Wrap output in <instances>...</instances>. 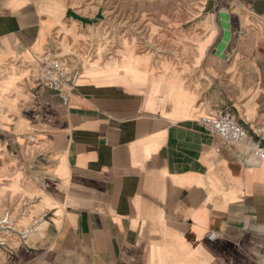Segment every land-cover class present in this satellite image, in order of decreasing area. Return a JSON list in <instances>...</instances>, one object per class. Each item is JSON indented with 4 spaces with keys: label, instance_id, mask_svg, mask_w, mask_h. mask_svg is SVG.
<instances>
[{
    "label": "crops",
    "instance_id": "0c3cea01",
    "mask_svg": "<svg viewBox=\"0 0 264 264\" xmlns=\"http://www.w3.org/2000/svg\"><path fill=\"white\" fill-rule=\"evenodd\" d=\"M235 2L207 6L202 89L146 63H80L64 104L33 81L35 57L60 56L59 36L77 49L94 13L0 0V80L13 76L0 85V264L264 263V159L200 123L230 113L248 130L264 111V0Z\"/></svg>",
    "mask_w": 264,
    "mask_h": 264
},
{
    "label": "rangeland",
    "instance_id": "374dc122",
    "mask_svg": "<svg viewBox=\"0 0 264 264\" xmlns=\"http://www.w3.org/2000/svg\"><path fill=\"white\" fill-rule=\"evenodd\" d=\"M6 1L8 0H3L4 3ZM213 1L72 0V5L80 7L82 13L86 15L94 13L91 18L93 23L81 29V41L77 49L63 53L62 50L66 48L63 45L62 50L58 52H61L60 56L69 59L71 63L80 62L87 57L83 60L85 61L84 69L86 65L91 68H111L130 66L135 62L140 66L146 63L160 71L176 70L183 78L185 85L199 90L202 89L204 81L199 59L208 41L202 40L205 37L204 27L209 24V18H206L209 12L207 6ZM235 1L217 0L214 10H226L231 2L236 4ZM237 7L241 8L238 3ZM228 11L231 10L228 9ZM239 11L236 10V14L240 15ZM55 40L59 46V38ZM114 53H116L114 57L103 60L100 65L101 54L108 58ZM89 58L90 60L95 58V60L89 63L87 62V60L90 61ZM7 70L4 69L3 75L8 73ZM11 74L0 80L1 91H4L3 87H8L12 82ZM180 80L183 83L181 78ZM11 187L15 191L18 190L16 182ZM19 230L23 237L30 232L26 226H22ZM22 232L25 234L23 235ZM42 234V227H40L29 236V240Z\"/></svg>",
    "mask_w": 264,
    "mask_h": 264
},
{
    "label": "built area",
    "instance_id": "2783aa9c",
    "mask_svg": "<svg viewBox=\"0 0 264 264\" xmlns=\"http://www.w3.org/2000/svg\"><path fill=\"white\" fill-rule=\"evenodd\" d=\"M32 79L66 103L67 95L73 91L81 74L80 62H70L64 56L44 51L35 57ZM201 125L222 147H241L251 151L255 159H264V111L252 122L251 129L239 125L230 113L202 118ZM208 241L220 238L219 233L209 232ZM264 264V263H263Z\"/></svg>",
    "mask_w": 264,
    "mask_h": 264
},
{
    "label": "bare ground",
    "instance_id": "6f19581e",
    "mask_svg": "<svg viewBox=\"0 0 264 264\" xmlns=\"http://www.w3.org/2000/svg\"><path fill=\"white\" fill-rule=\"evenodd\" d=\"M67 32H68V34H70L71 33V31H70V29H68L67 30ZM59 44H60V47H61V50H62V46L63 45H65V47L67 48H65V50H62V52L63 53H68V52H70L71 51V49H70V45H69V43L66 41V38L63 36V37H61V36H59ZM68 50V51H67ZM98 50V49H97ZM97 50H96V53H97ZM97 55V54H96ZM87 57H84V59H86ZM84 59H82L81 60V65L83 64V66H84V62L85 61H83ZM90 59V58H89Z\"/></svg>",
    "mask_w": 264,
    "mask_h": 264
}]
</instances>
